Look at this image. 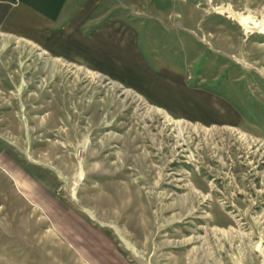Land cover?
<instances>
[{
	"label": "rangeland",
	"instance_id": "374dc122",
	"mask_svg": "<svg viewBox=\"0 0 264 264\" xmlns=\"http://www.w3.org/2000/svg\"><path fill=\"white\" fill-rule=\"evenodd\" d=\"M111 1L0 28V264H264V0Z\"/></svg>",
	"mask_w": 264,
	"mask_h": 264
},
{
	"label": "crops",
	"instance_id": "0c3cea01",
	"mask_svg": "<svg viewBox=\"0 0 264 264\" xmlns=\"http://www.w3.org/2000/svg\"><path fill=\"white\" fill-rule=\"evenodd\" d=\"M115 5L111 0L108 3L106 0H0V28L20 32V36L32 40L41 35L47 37L48 33L52 35L56 31L60 32L58 37H68L69 32L81 30L80 23L94 22L100 14L98 8ZM108 13L111 15V9ZM112 22L111 18L104 21L108 24ZM106 29L100 25L92 32L104 38L108 32Z\"/></svg>",
	"mask_w": 264,
	"mask_h": 264
},
{
	"label": "bare ground",
	"instance_id": "6f19581e",
	"mask_svg": "<svg viewBox=\"0 0 264 264\" xmlns=\"http://www.w3.org/2000/svg\"><path fill=\"white\" fill-rule=\"evenodd\" d=\"M256 25V24H255Z\"/></svg>",
	"mask_w": 264,
	"mask_h": 264
}]
</instances>
